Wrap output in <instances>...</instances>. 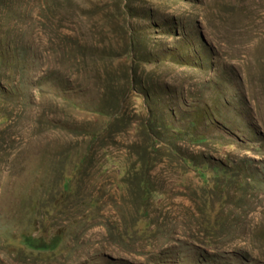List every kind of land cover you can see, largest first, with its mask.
Returning <instances> with one entry per match:
<instances>
[{
  "label": "rangeland",
  "instance_id": "374dc122",
  "mask_svg": "<svg viewBox=\"0 0 264 264\" xmlns=\"http://www.w3.org/2000/svg\"><path fill=\"white\" fill-rule=\"evenodd\" d=\"M0 264H264V0H0Z\"/></svg>",
  "mask_w": 264,
  "mask_h": 264
},
{
  "label": "trees",
  "instance_id": "16d2710c",
  "mask_svg": "<svg viewBox=\"0 0 264 264\" xmlns=\"http://www.w3.org/2000/svg\"><path fill=\"white\" fill-rule=\"evenodd\" d=\"M27 244L32 247V248H36V249H42V250H47L49 248H51L52 246L49 244H44L43 241L41 240H34L31 238H27L26 239Z\"/></svg>",
  "mask_w": 264,
  "mask_h": 264
}]
</instances>
